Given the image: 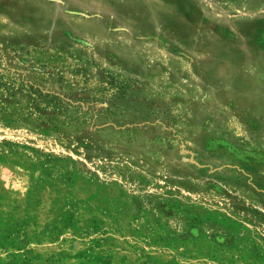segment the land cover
Returning <instances> with one entry per match:
<instances>
[{
	"label": "rangeland",
	"instance_id": "1",
	"mask_svg": "<svg viewBox=\"0 0 264 264\" xmlns=\"http://www.w3.org/2000/svg\"><path fill=\"white\" fill-rule=\"evenodd\" d=\"M0 74V264H264V0H0Z\"/></svg>",
	"mask_w": 264,
	"mask_h": 264
},
{
	"label": "trees",
	"instance_id": "2",
	"mask_svg": "<svg viewBox=\"0 0 264 264\" xmlns=\"http://www.w3.org/2000/svg\"><path fill=\"white\" fill-rule=\"evenodd\" d=\"M112 85V83L110 84ZM10 99L15 100V104L20 106L26 117H35L41 124H54L56 117L53 113L62 109L61 100L52 94L45 93L32 85H21L17 88L3 83V77L0 74V113L1 118L6 119V107ZM29 259H20L16 255H9L5 263L1 264H32L31 259L38 258L33 250H24ZM100 259V258H97Z\"/></svg>",
	"mask_w": 264,
	"mask_h": 264
}]
</instances>
